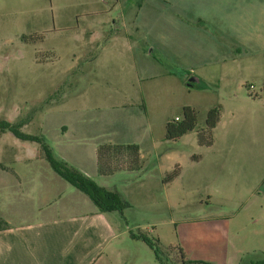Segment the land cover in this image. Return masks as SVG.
I'll list each match as a JSON object with an SVG mask.
<instances>
[{
    "label": "rangeland",
    "instance_id": "374dc122",
    "mask_svg": "<svg viewBox=\"0 0 264 264\" xmlns=\"http://www.w3.org/2000/svg\"><path fill=\"white\" fill-rule=\"evenodd\" d=\"M133 1L0 0V120H28L21 130L40 136L56 158L78 157L91 165L98 145L117 142L123 134V139L136 141L133 144L142 150L145 160L139 171L127 175L134 177L133 184L127 186L131 204L114 212L124 232L103 248L102 260L97 264H160L150 247L133 238L132 233L158 241L167 263L182 264L179 252L170 246L182 248L187 244L197 219L207 214L233 213L241 223L234 229L242 236L262 224L264 141H259L264 140V128L260 132L255 127L257 105L252 103L258 101L255 94H264V65L262 71L255 68L258 61L264 63V51L241 53L246 68L239 74L241 90L237 98L221 96L225 93L215 97L196 85L188 88L184 79L189 70L200 68L190 59L154 57L149 66L131 60L135 51L122 30L124 21L119 13L129 11ZM114 19L116 26L111 25ZM230 20L234 28L235 18ZM125 22L131 27L132 17L126 15ZM103 26L112 30L101 35ZM91 30L97 36L94 41L90 39ZM36 35L43 38L36 39ZM224 40L223 50L231 49L232 53L241 49L233 44V38L230 45ZM221 100L229 105L245 103L246 121L232 137L244 140L249 147L257 143L252 153L259 155L249 168L236 163L237 172L229 175L235 188L226 195L209 193L204 184L194 181L195 175L214 166L206 157L199 163L192 159L204 151L197 144L196 134L190 132L175 141L160 142L166 122L180 117L183 106L195 109L200 126L207 111ZM92 142L100 144L93 146ZM169 149L176 151L183 174L176 185L163 182L168 172L164 173L158 186L156 156ZM39 153L38 142L21 140L9 131L0 133V164L12 167L13 160ZM120 171L112 174L115 184L121 185L118 180H126V176ZM142 179L146 187L139 189ZM143 189L145 193L140 194ZM244 203L247 209H241ZM185 253L186 259L200 261L192 257L196 253L190 249ZM259 259H264V253L256 250L246 254L242 263ZM221 260L219 254L203 262L220 264Z\"/></svg>",
    "mask_w": 264,
    "mask_h": 264
},
{
    "label": "crops",
    "instance_id": "0c3cea01",
    "mask_svg": "<svg viewBox=\"0 0 264 264\" xmlns=\"http://www.w3.org/2000/svg\"><path fill=\"white\" fill-rule=\"evenodd\" d=\"M126 15L132 17L131 27L125 22ZM119 17L124 21L122 30L128 44L135 51L131 56L134 63L149 66L154 57L190 59L192 65L200 68L189 70L187 77L198 76L201 84H196V87L215 97L220 93H225L221 96L227 98L239 97V74L246 68L241 53L256 51L259 54L264 51V0H134L129 11L121 10ZM231 18H235L234 28L230 27ZM116 23L115 19L111 21L113 26ZM111 30V27L105 29L103 26L100 34ZM90 34L91 40L97 39L93 30ZM224 38L229 45L233 38V44L235 42L241 49L232 53L231 49L223 50ZM158 49L161 51L159 54L156 53ZM263 65L258 61L255 68L262 71ZM230 72H235V75ZM227 89L228 92L225 91ZM255 98L258 99L252 103L257 105L254 114L258 122L255 127L258 126L262 132L264 94H255ZM216 106L219 107V120L212 131V142L201 146L197 141L204 151L192 157L196 163L206 157L214 166L195 175L194 181L197 185L204 184L209 193L226 195L235 188V181L229 182V175L237 172L238 164L249 168L250 162L259 155L252 153L257 143L249 147L244 140L232 137L246 121L245 103L240 101L229 105L221 100L216 102ZM204 126L205 119L190 132L197 135V130ZM124 136L113 144L136 142L123 139ZM162 140L167 141L164 137L160 142ZM98 144L92 142L93 146ZM139 150L143 164L145 154ZM60 158L131 204L127 186L133 184L134 177L127 175L136 170L120 171L126 176V180H118L122 183L120 185L115 184L114 174H98L96 160L91 165L78 157L61 155ZM156 164L159 180L156 185L159 186L163 174L175 166L179 167V173L167 183H180L183 170L175 150L169 149L157 155ZM225 170L228 180L223 177ZM144 183L142 179L138 188H143ZM161 188H165L164 183ZM149 189L147 187V191ZM143 190L139 193H145L146 189ZM245 206L246 203L241 209H247ZM114 212L101 211L87 194L56 173L42 153L13 160L12 167L0 164V219L7 223L6 227H0V264H97L102 260L103 248L124 232L119 228V218ZM260 222L259 228L255 227L242 236L239 230L234 229L241 224L235 219V214H207L197 219L190 241L183 244L182 249L184 253L187 249L196 253L192 256L196 260L210 262L220 254V264H242L246 254L256 250L264 253V218ZM247 224L250 225L249 221ZM251 261L257 260L248 262Z\"/></svg>",
    "mask_w": 264,
    "mask_h": 264
},
{
    "label": "trees",
    "instance_id": "16d2710c",
    "mask_svg": "<svg viewBox=\"0 0 264 264\" xmlns=\"http://www.w3.org/2000/svg\"><path fill=\"white\" fill-rule=\"evenodd\" d=\"M33 39H42L43 36L36 35ZM219 120V107L210 108L205 117L204 128L197 130V141L201 146H208L212 142V131ZM28 120H20L16 123H10L6 120H0V133L5 131L11 132L15 137L21 140L36 141L40 144L41 152L48 161L52 169L63 177L70 184L87 194L96 206L103 212L122 211L125 206H129L120 195L112 190H108L98 185L94 180L82 174L75 167L63 159H58L53 154L52 148L37 135H31L23 132L21 127ZM197 126V113L194 108L189 105L182 107V115L176 120H168L165 124L164 138L169 141H175L184 134L194 130ZM96 165L100 175H109L118 170H138L142 165L140 158V150L137 144H113L103 143L96 148ZM179 173V167L175 166L166 174L163 182H169ZM7 223L0 219V227H6ZM133 238L140 239L153 251L156 260L160 264H169L162 257V250L158 246V241L151 239L144 234H131ZM170 249L179 252L182 264H193L203 261H192L185 258L182 248L178 246H170ZM205 264H209L203 262ZM242 264H264V259L251 261Z\"/></svg>",
    "mask_w": 264,
    "mask_h": 264
},
{
    "label": "water",
    "instance_id": "95a60500",
    "mask_svg": "<svg viewBox=\"0 0 264 264\" xmlns=\"http://www.w3.org/2000/svg\"><path fill=\"white\" fill-rule=\"evenodd\" d=\"M199 83V78L196 75H190L186 80L187 87H193Z\"/></svg>",
    "mask_w": 264,
    "mask_h": 264
},
{
    "label": "built area",
    "instance_id": "2783aa9c",
    "mask_svg": "<svg viewBox=\"0 0 264 264\" xmlns=\"http://www.w3.org/2000/svg\"><path fill=\"white\" fill-rule=\"evenodd\" d=\"M175 119L177 120V119H178V117H175Z\"/></svg>",
    "mask_w": 264,
    "mask_h": 264
}]
</instances>
